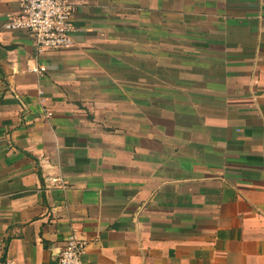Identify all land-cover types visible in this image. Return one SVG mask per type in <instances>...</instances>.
Listing matches in <instances>:
<instances>
[{"label":"crops","instance_id":"0c3cea01","mask_svg":"<svg viewBox=\"0 0 264 264\" xmlns=\"http://www.w3.org/2000/svg\"><path fill=\"white\" fill-rule=\"evenodd\" d=\"M71 1L39 57L0 0L4 258L264 264V0Z\"/></svg>","mask_w":264,"mask_h":264},{"label":"built area","instance_id":"2783aa9c","mask_svg":"<svg viewBox=\"0 0 264 264\" xmlns=\"http://www.w3.org/2000/svg\"><path fill=\"white\" fill-rule=\"evenodd\" d=\"M20 12L8 21L11 32L26 33L33 41L37 55L74 48L77 28L74 25L76 6L71 0H19ZM28 72L43 77L47 68L37 65ZM88 244L75 234L64 242L58 264H84ZM0 264H16L4 258L0 248Z\"/></svg>","mask_w":264,"mask_h":264}]
</instances>
